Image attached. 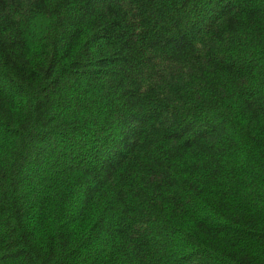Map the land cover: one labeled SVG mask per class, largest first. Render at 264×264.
<instances>
[{
	"label": "trees",
	"instance_id": "16d2710c",
	"mask_svg": "<svg viewBox=\"0 0 264 264\" xmlns=\"http://www.w3.org/2000/svg\"><path fill=\"white\" fill-rule=\"evenodd\" d=\"M0 264H264V0H0Z\"/></svg>",
	"mask_w": 264,
	"mask_h": 264
}]
</instances>
